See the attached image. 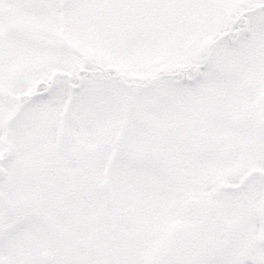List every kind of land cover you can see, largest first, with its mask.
Instances as JSON below:
<instances>
[{
	"label": "snow or ice",
	"instance_id": "obj_1",
	"mask_svg": "<svg viewBox=\"0 0 264 264\" xmlns=\"http://www.w3.org/2000/svg\"><path fill=\"white\" fill-rule=\"evenodd\" d=\"M0 264H264V0H0Z\"/></svg>",
	"mask_w": 264,
	"mask_h": 264
}]
</instances>
